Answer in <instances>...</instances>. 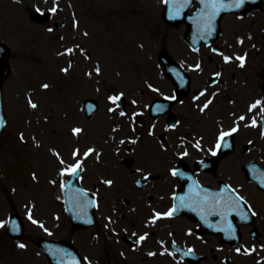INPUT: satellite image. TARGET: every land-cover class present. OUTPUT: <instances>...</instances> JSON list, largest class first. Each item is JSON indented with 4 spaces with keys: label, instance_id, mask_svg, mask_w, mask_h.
Returning <instances> with one entry per match:
<instances>
[{
    "label": "flooded vegetation",
    "instance_id": "flooded-vegetation-1",
    "mask_svg": "<svg viewBox=\"0 0 264 264\" xmlns=\"http://www.w3.org/2000/svg\"><path fill=\"white\" fill-rule=\"evenodd\" d=\"M223 30L222 38L216 42L205 43L197 50L180 47L178 49L181 54L180 64L184 71L189 72L190 81L188 91L174 104L176 125L171 131V136L165 138V142L172 138V143H177L179 149H186L189 143H194V137H199L206 146H214L217 130L230 124L232 111L249 110L250 106L258 101L260 103L252 110L264 106V0L260 7L253 8L247 15L228 14L224 19ZM79 34L83 38L84 33L79 31ZM225 57L229 58L228 62ZM238 57L243 60L237 59ZM82 72L89 80L84 85V91L91 96L100 97L102 66L99 63L94 66L90 64ZM120 81H123L121 85L129 98L125 111L134 128L138 126L154 133L155 130L171 127L168 116H150V105L156 98L171 96L173 91L139 89L140 82H135L124 72L120 74ZM119 114L118 111L113 112V119H123ZM128 135L132 136V132H128ZM188 152L191 155L192 152ZM161 154L166 165V169H163L165 175L160 173L153 179L156 181L152 183V188L160 189L159 208L172 209L176 194H170L169 190L174 187L178 192L186 187L189 179L186 178L180 184L173 174L169 173V169L177 167L183 157H167L166 150ZM195 177L205 184L214 183L212 173L196 172ZM163 180L166 182H162ZM241 194L247 198L242 190ZM249 199L253 197L250 195ZM252 202L255 207L258 206L255 199ZM255 219V225L259 229L256 235L244 230L238 246L223 243L224 248L220 253H215L211 244L215 236L204 233L200 228L201 239L210 243L206 247L201 245L204 247L199 250L204 256L201 263L264 264V210L259 215L256 210Z\"/></svg>",
    "mask_w": 264,
    "mask_h": 264
},
{
    "label": "rangeland",
    "instance_id": "rangeland-1",
    "mask_svg": "<svg viewBox=\"0 0 264 264\" xmlns=\"http://www.w3.org/2000/svg\"><path fill=\"white\" fill-rule=\"evenodd\" d=\"M21 4L25 9V5L27 4L26 0H21ZM128 16L133 18L137 23V19L134 15L130 14ZM87 17L88 16L84 15L83 20H86ZM138 26L142 27V25ZM117 29L120 31L123 27L117 25ZM10 33L11 31L8 30L7 34L10 35ZM127 35H132V32ZM94 36L102 40V37L99 36L97 32H94ZM105 37L106 35H104L103 38L104 44L101 48L102 51H100V57L111 63V60L114 58H111V50L106 52V48L109 47L107 46L109 40H106ZM108 37L111 36L108 35ZM140 37L142 38V44L144 40L148 45L152 43L150 39L144 38L143 40V32L140 33ZM125 38L126 42L127 36H125ZM129 44L130 42L125 44L126 47H124V51H128ZM124 51L116 55L121 61H124L127 56V52L124 53ZM29 131L30 130H28L27 133H29ZM41 142L42 145L40 146L43 148L41 154L47 156V141L45 136H43ZM48 144L61 145L63 141L61 139L48 138ZM35 153H37V151H35L33 144L32 146L30 144H21L17 138L13 136L8 139V137L4 135L0 139V225L1 222L7 218L11 206L17 205L24 214L28 226V238L21 242L9 243L1 233L2 230L0 231V264H49L44 254L41 253L31 240V236L34 233L47 234V232H49L48 230L54 228L51 225L53 222H49V218L52 217L53 212L60 214L61 218L65 216L64 210L57 208V204L54 206V196L53 194L49 196L47 192L50 189L44 184L38 185L34 183L31 177V171L33 169L31 159L33 160L32 157H34ZM35 195L37 199H34ZM45 199L48 201L47 204L43 203ZM33 221H35V223H33ZM90 232L93 233L92 231L77 233L76 237L78 244L89 250L86 264H102V260L104 261V259H115V263L126 264L125 261L121 262L122 260L119 259V253H117L118 257L116 255L111 257V252L104 250L101 246L100 248L89 247V244H91L90 239L94 238ZM58 233L62 235L61 232ZM21 244L24 245V247H20L19 245ZM105 264H108V262Z\"/></svg>",
    "mask_w": 264,
    "mask_h": 264
},
{
    "label": "snow or ice",
    "instance_id": "snow-or-ice-1",
    "mask_svg": "<svg viewBox=\"0 0 264 264\" xmlns=\"http://www.w3.org/2000/svg\"><path fill=\"white\" fill-rule=\"evenodd\" d=\"M188 2V0H175V3L178 7L183 6L184 4H186ZM200 2L207 8L208 13H209V20L211 21L215 16H217L221 11H225L227 10V5L225 3V0H200ZM240 2L242 3L243 0H240ZM238 6V5H237ZM55 9H53L54 11ZM178 10V9H177ZM211 27V24H209V28ZM71 51V50H69ZM237 59H240L241 61L243 60V58L238 57ZM229 58L225 57V61L228 62ZM241 66H243V64H241ZM44 87H47V85H44ZM118 99V98H117ZM260 102L258 101L257 104H254L252 106H250V111L254 108L257 107V105ZM207 105H205L206 107ZM32 107H36V105H32ZM241 119L243 120L244 117H241ZM253 124H255V121H253ZM2 126V125H0ZM79 129L74 130V132H78ZM233 131H235V129H233ZM224 135H229V133H225ZM221 139H223V137H221ZM219 147V145H218ZM91 151V150H90ZM87 155V154H85ZM77 167H79V165H77ZM175 174V173H174ZM246 218V217H245ZM33 223H35V221H33ZM12 231H16V227L14 225L10 226ZM141 239H143V237H141ZM20 247H24V245H19Z\"/></svg>",
    "mask_w": 264,
    "mask_h": 264
},
{
    "label": "water",
    "instance_id": "water-1",
    "mask_svg": "<svg viewBox=\"0 0 264 264\" xmlns=\"http://www.w3.org/2000/svg\"><path fill=\"white\" fill-rule=\"evenodd\" d=\"M55 247H61V245H54ZM63 249L65 250V252H68L69 253V250L66 248V246H63ZM71 254V253H69Z\"/></svg>",
    "mask_w": 264,
    "mask_h": 264
}]
</instances>
